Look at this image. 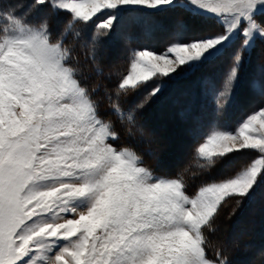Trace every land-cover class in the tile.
Returning <instances> with one entry per match:
<instances>
[{"label":"snow or ice","instance_id":"6c2138e0","mask_svg":"<svg viewBox=\"0 0 264 264\" xmlns=\"http://www.w3.org/2000/svg\"><path fill=\"white\" fill-rule=\"evenodd\" d=\"M42 8L68 17L55 35L47 16L30 19ZM166 12L182 18L164 50H133L111 90L86 83L73 56L83 29H90L81 44L90 49L86 59L103 75V38L125 23L151 36ZM213 26L219 31H208ZM257 39L264 43V0H0V264H230L228 243L211 237L229 201L231 219L264 184V106L233 130L214 122L194 160L202 173L220 165L221 174L192 195L183 173L154 175L133 148L117 143L116 122L133 135L137 111L228 54L219 88L200 80L220 115L236 98ZM149 85L125 111L121 99ZM247 86L264 96V67ZM179 116L196 119L190 103ZM245 152L251 158L239 167L225 163Z\"/></svg>","mask_w":264,"mask_h":264},{"label":"trees","instance_id":"16d2710c","mask_svg":"<svg viewBox=\"0 0 264 264\" xmlns=\"http://www.w3.org/2000/svg\"><path fill=\"white\" fill-rule=\"evenodd\" d=\"M163 14L167 15L168 17L169 15H171L173 18H182L175 12H166ZM143 34L144 33L142 32V30L139 33L133 34L132 36H130V41L133 44L140 42ZM145 38L146 37H143V40H145ZM119 43H121L120 40ZM260 43L259 45H261L263 49L264 43ZM125 49L126 48L123 46V48L119 49L118 52V50H115L113 43L109 45L105 57L101 58V64H99L103 70V75H97L95 73L91 61L86 59V56L89 55L88 51L86 52L84 48L77 49L76 46V50L74 52L75 54L73 53V56L76 60H78L79 62L82 61V63L84 64L83 69L87 70V74H85V76L88 78L87 84L91 85L98 82L111 90L116 85L117 78L115 68H121L122 60L125 59V53L123 52ZM256 49L257 48L255 46L251 55L248 57L249 63L252 62L253 56L256 53ZM117 53H122L121 59L114 64L109 65L111 60L116 57ZM260 53L264 54V50ZM227 55L228 54H226V56ZM256 56L258 57V54ZM259 56H263L264 58V55ZM245 64L248 63L246 62ZM203 73L204 75H206L207 71ZM174 90L175 95H170V91L168 93H165L161 101H159L155 105L156 107H154L152 110H147L145 114H143V116L136 117V124L133 128V135H127L124 127H122L119 122H116V131L120 133V139L117 143L133 148L141 157L143 164L145 162L151 167H154L157 170L156 172L162 175L175 177L177 173H183L188 185L187 191L189 194L192 193L197 187V185L199 184V180L197 181L196 179H193V176H188L186 171H183V168L193 160V151L197 144L202 140V138H204L203 136L208 128V121L210 116L209 113L211 108L207 103V105L205 104V101H201L203 103L201 106L200 104H198V102L195 103L196 101H194V103H192L191 105L193 114L196 119H182L179 116V112L181 108L186 105V103H189L190 97H186V95H189V92L186 90L185 86H175ZM179 94H181L182 96ZM137 95L132 96L124 105H122L125 111L132 108L134 103L138 101L137 98L140 97V95ZM106 105V101L102 103L101 113L107 116L108 109ZM160 117H164V120L161 123H159L161 119L158 121ZM110 118L113 121H116L115 116H111ZM151 123L154 124L151 125ZM151 126H154L157 130L159 127H161L164 128L165 132H169V143L163 145V142L148 140V138L146 137L147 130L151 129L152 131H157L155 128H151ZM194 128L198 129L196 135H194ZM158 134L162 135V133ZM173 147L181 148V150L184 149L188 160L185 165L175 166L170 165L167 162L169 152L171 153V155H173V151L171 152L170 149ZM220 174L221 169L218 174L213 172L210 177H216ZM261 198L262 197H255L253 201H244L245 204H242V206L238 209V211H236L235 215L232 216L231 219H221L219 217L217 219L216 223L219 227V230L215 236L211 237L213 242L224 241L222 237L223 232L231 233L237 226V223L243 222L244 224L242 226L238 225L240 231L237 232V235L234 238L237 239L236 241H239L240 246L232 247V244H228L229 247L226 255L229 258L230 264H264V255H261V253L264 252V199ZM222 226L223 229H221ZM211 254L212 253L210 252L209 255Z\"/></svg>","mask_w":264,"mask_h":264},{"label":"rangeland","instance_id":"374dc122","mask_svg":"<svg viewBox=\"0 0 264 264\" xmlns=\"http://www.w3.org/2000/svg\"><path fill=\"white\" fill-rule=\"evenodd\" d=\"M43 16L48 17L49 25H50V28H51L54 35L57 32H59L61 29H63L65 24L68 21V17L66 14L60 13L58 15H54L50 12V10L48 8H42V9L38 10L37 12L33 13V15L30 17V19L35 23L38 21L39 18H41ZM155 19L159 23L160 27L157 30H155L151 36L145 35L143 26L137 25V24L125 23V24H118L116 31H114L110 36L103 38L102 46L98 49V52H97V59H98L99 64H101L100 60H101V58L105 57L107 50L109 48V45L111 43H113L115 50H118V52H119V49L123 48V46L126 48L123 52L125 54L126 53L127 54L126 55L124 54L125 59L122 60L121 68L120 69L115 68L116 78H117L116 83L124 75L127 74L129 67H130V59H131V55H132L133 50L148 48V49H152V50H155L157 52H160V51L164 50V48L169 43H171L173 41V39H174V37H173L174 25L181 18H173L171 15H169V17H168L167 15L161 13ZM76 28L77 29H83V26L78 24V25H76ZM141 30L144 34L142 35V37H141L142 39L140 42L133 44L129 39L125 38V37H130L133 34L139 33ZM208 31L218 32L219 28L213 26L211 29H208ZM117 33H120V34L118 35ZM88 35H90V29H83V32H82L83 39L80 43H77L76 46H77V49L84 48L86 50V52L88 51V55H90L91 53H90L89 48L81 47V44L87 40ZM143 37H146L145 40H143ZM187 38H190V37H186V39ZM69 39H71V38H69ZM119 40L121 41V43H119ZM260 42L261 41L259 39L256 40L255 46L257 49H256V53L253 56L252 62L249 63V60L247 59L246 62L248 64H245L241 68V72H240L241 80H240L239 87L236 90L235 100L231 103L230 106H227L226 110L223 113H221L220 115H217V113L215 111V106H214L212 97L206 96L202 93V90L200 87V80L202 77L205 79H209V80H215L217 87L219 88L220 83L223 80L225 73L228 70L229 65L231 64V59H230L229 55H227V56L225 55L220 60L216 61L212 65L203 69V71L201 73H198L195 77H192L189 80L182 81L180 83V85H178V86H185L186 90L189 92L190 96L186 95V97H190V100H189L190 104H192V103H194V101H196L195 103L198 102V104H200V106H201L203 104L201 101H205V104L207 103L211 108L210 113H209L210 116H209L207 131L203 136L204 138H202V140L197 144V146L204 142L206 134H208L214 130L213 124L215 121H219L228 130H233L236 121H238L243 114L249 113V112L253 111L254 109H257L259 107L264 106V96L252 94L249 91L248 86H247V82H248L249 77L252 76L253 74H255L258 77L259 76V69L261 67H264V60H262L264 58H263V56H259V55H264L263 53H260L261 51L264 50V47L262 49L261 45H259ZM121 54L122 53H117L116 57L113 60H111L109 65L114 64L115 62L119 61L121 59ZM257 54H258V57L256 56ZM79 63L84 68V64L82 63V61H80ZM107 65H108V63H107ZM205 71H207L206 75H204V73H203ZM84 73L87 74V70H84ZM87 82H88V78L86 80V83ZM184 84H186V85H184ZM151 86L152 85H149L147 88L142 89L141 92L137 95V96L140 95V97H138L137 99L139 100L147 91H149ZM174 88H175V86H171L166 91V93H168L170 91V95H172V96L175 95ZM179 95H181V94H179ZM131 97L132 96H129L128 99ZM161 99L162 98H160L159 100H157L154 103H152V102L148 103L144 107V109L136 112V117L137 116L138 117L143 116V114H145V112L147 110H152L154 107H156L155 105L159 101H161ZM182 99H183V97H182ZM126 102L127 101H125L123 98L121 99L122 105H124ZM189 103H186V104H189ZM159 120H160L159 123H161L164 120V117H160L158 119V121ZM152 124H154V123H151V125ZM151 128H155V127L151 126ZM157 131H155V130L152 131L151 129L147 130L146 137L148 138V140H156L157 142L158 141L163 142V145H166V143L168 144L169 143L168 140H170L168 138L169 132L168 133L165 132L164 128H161V127H159ZM158 133H162V135H159ZM197 146L195 147V149L197 148ZM170 149H171V152L173 151V155H171V153L169 152L168 159H167V162L170 165L180 166V165H185V163L188 162L187 155H186L184 149L181 150V148H177V147H173ZM195 149H194L193 155H192L193 160L187 165L188 167L186 166L183 168L184 172H185V169H187L186 173L188 174V176H190V177L193 176V179H196L197 181L199 180L198 181L199 184L197 185V187L194 189V191L192 193H189V195L194 194L195 191L197 190L198 186H200L202 183L208 182L209 179H211L210 176L213 172L218 174L220 172V169L222 168V166L218 165L215 169H212L209 173H202L200 171V169L195 166V160H194ZM179 155L182 157H180ZM251 155L252 154L246 153V152L245 153H237V154L231 156L229 158V160L226 161L225 163L229 164L231 167H239L242 163H245L247 160H249L251 158ZM143 166L149 168L153 172L154 175L168 177V176H165V175H162V174L156 172L157 170L154 167H151L150 165H148L145 162H144ZM203 181H205V182H203ZM255 197H257V198L262 197L264 199V184H262L260 187L257 188L256 193H255ZM243 204H245V203L243 202ZM234 206H235V201L234 200L229 201L228 205L222 209L219 218L228 219V214ZM237 211H238V209H237ZM238 225L242 226L244 224H243V222H239V223H237V226L235 227V229L231 233H227V232L222 233V237L224 239V242H226L230 245V244H232L233 241L237 240L234 238L237 235V232L240 231V228ZM221 229H223V226L221 227Z\"/></svg>","mask_w":264,"mask_h":264}]
</instances>
